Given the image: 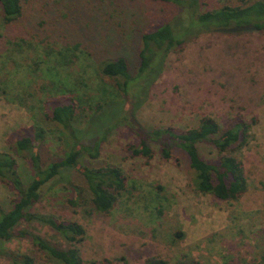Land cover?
Masks as SVG:
<instances>
[{"label": "rangeland", "instance_id": "rangeland-1", "mask_svg": "<svg viewBox=\"0 0 264 264\" xmlns=\"http://www.w3.org/2000/svg\"><path fill=\"white\" fill-rule=\"evenodd\" d=\"M236 4L237 0H199L202 11ZM178 13L174 5L151 0H25L21 19L11 25L0 20V154L16 159L25 186L31 180V171L9 148L22 130L38 124L46 131L39 146L43 164L62 159L71 144L62 128L43 116L44 103L55 98L42 90L50 85L48 67L53 65L46 60V52L52 50L57 55L65 47L79 45L78 50L85 55L69 67L67 74L89 84L91 94L106 98L104 92L114 94L113 82L99 76L98 66L122 57L134 76L139 66L141 34L171 21ZM18 39L25 43L13 46ZM120 98L125 104L131 103L118 95ZM117 108L107 107L90 118V123L88 114L74 121L73 128L83 133L81 146L93 147L102 139L98 156L91 159L81 152L78 168L64 171L63 179L47 187L32 212L80 224L85 230L80 247L84 264H143L157 255L172 264L184 256L200 264H253L261 260L264 35L246 29L207 33L190 40L167 56L164 70L143 104L96 136L114 125L115 114L120 113ZM202 116L212 118L222 129L230 128L239 116L254 121L249 144L237 153L247 182L246 192L238 201L223 202L197 192L186 155L170 141H152L153 131L195 128ZM142 135L149 138L147 144L153 150L149 161L132 156ZM167 147L169 160L161 154ZM198 152L204 159L215 157L209 144L198 145ZM105 165L122 169L128 189L112 211L93 212L87 202L71 207L67 199L72 194L66 180L83 187L79 170ZM15 198L16 194L0 182L4 212L11 209ZM19 227L54 246L67 247L59 235L37 221L21 222ZM0 250L25 253L35 249L29 240L13 238L0 241ZM39 255L38 264H56L44 262ZM0 264L12 263L0 255Z\"/></svg>", "mask_w": 264, "mask_h": 264}, {"label": "trees", "instance_id": "trees-1", "mask_svg": "<svg viewBox=\"0 0 264 264\" xmlns=\"http://www.w3.org/2000/svg\"><path fill=\"white\" fill-rule=\"evenodd\" d=\"M24 1L0 0L1 22L11 25L21 19ZM151 1L174 5L178 7L179 13L171 21L155 25L141 34L139 66L134 76L130 74L128 63L122 57L105 61L98 66L99 76L113 82L114 94L104 92L106 98L91 94L89 84L79 77L67 74L69 67L80 60V56L85 55L78 50L79 45L65 47L57 55L52 50L46 52L49 56L46 60L52 61L53 65L48 67L51 74L50 85L44 86L42 90L55 98L44 103L43 116L48 121L58 124L65 132L64 138L69 139L71 144L68 143V150L62 159L43 164L39 146L44 141L46 131L38 124L32 129L22 130L23 134L14 138L9 148L13 155L24 160L31 171V180L26 186L19 175L16 159L10 154H0V182L16 194L8 212H4L0 206V241L26 239L35 249L33 252L25 253L0 250V255L8 257L12 264H38L39 259L36 258L38 254L44 262L84 264L80 255V247L85 238L84 228L74 221L32 212L33 205L44 196L47 187L57 182L59 178L63 179L64 171L78 168L81 152L87 153L91 159L98 156L99 143L102 139L93 147L81 146L83 133L81 131L77 133L73 128L76 119L85 118L88 114L90 123L91 119L107 110V107L117 106L120 113L115 114L114 125L96 136L106 133L120 120L126 119L125 115L129 110L131 112L137 110L143 104L151 86L161 76L167 56L202 34L234 33L238 30L251 29L264 35V0H237L234 6L224 5L205 11H202L199 0ZM18 41L12 45L21 47L20 44L25 43L24 39ZM60 71H64L65 75L61 76ZM118 95L130 99L131 103L125 104L122 98L118 100ZM253 123L254 121L249 122L239 116L235 118L230 128L222 129L212 118L202 116L195 128L181 132L153 131L152 141L164 139L170 141L186 155L197 192L211 195L223 202H233L238 201L246 192L245 171L237 153L249 144ZM31 130L33 132H30ZM140 139V145L133 150L132 156L149 161L153 157V150L147 144L149 138L142 135ZM200 144H209L215 150V157L210 160L202 158L198 152ZM163 146L164 144L161 148ZM161 154L165 160L171 158L168 147L163 148ZM79 171L84 181L83 187L69 179L66 180V187L72 194V197L67 199L71 207L75 208L87 202L91 211L109 214L122 194L128 191L126 177L119 167L111 165L98 168L84 167ZM33 221L47 226L59 235L67 247L54 246L39 235L19 227L21 222ZM143 264L172 263L167 258L157 255L148 258ZM177 264L200 263L184 256ZM253 264H264V257Z\"/></svg>", "mask_w": 264, "mask_h": 264}]
</instances>
